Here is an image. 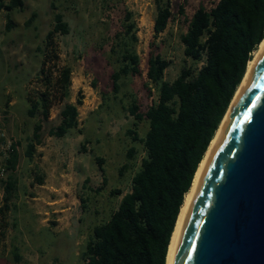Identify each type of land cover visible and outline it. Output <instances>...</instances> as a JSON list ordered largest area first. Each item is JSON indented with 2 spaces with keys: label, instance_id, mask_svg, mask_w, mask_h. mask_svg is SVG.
I'll list each match as a JSON object with an SVG mask.
<instances>
[{
  "label": "rangeland",
  "instance_id": "374dc122",
  "mask_svg": "<svg viewBox=\"0 0 264 264\" xmlns=\"http://www.w3.org/2000/svg\"><path fill=\"white\" fill-rule=\"evenodd\" d=\"M22 2L20 10L0 9V264H79V253L92 226L115 210L120 196L130 189L131 176L143 156L141 143L131 141L126 130L132 128L143 136L147 123L141 120L133 127V119L124 108L134 99L143 111L156 100L145 75L149 51L170 61L163 73L167 81L183 66L198 67L201 62L182 54L179 36L192 12L199 6L208 9L214 0H158L168 3L171 15L156 36L152 30L156 0ZM124 10L131 11L136 23L140 74L122 77L114 93L110 73L116 62L109 57L108 46ZM53 11L62 13L69 31L54 34L58 58L54 66L50 61L46 65L52 77L62 67L69 69L68 95L49 108L40 142L28 159L24 149L37 116H27V98L44 89L36 75L40 63L36 48L42 46L51 28ZM6 13L12 23L8 30L4 27ZM65 101L76 105L77 125L63 136L48 135L47 129L59 122L58 112ZM82 140H86L84 149L80 147ZM11 143L17 151L13 171L4 167ZM131 145L136 153L128 159L126 151ZM94 156L102 158L103 172ZM123 164L127 167L119 175ZM9 172L15 184L5 192ZM36 173L43 176L41 184L35 182ZM102 175L106 177L104 185ZM97 187H101L99 191ZM114 188L121 194H110Z\"/></svg>",
  "mask_w": 264,
  "mask_h": 264
},
{
  "label": "trees",
  "instance_id": "16d2710c",
  "mask_svg": "<svg viewBox=\"0 0 264 264\" xmlns=\"http://www.w3.org/2000/svg\"><path fill=\"white\" fill-rule=\"evenodd\" d=\"M22 6V0H0V9L5 11L20 10ZM155 6L153 36L164 30L171 15L167 2L156 0ZM11 25L6 13L4 27L8 30ZM68 31L62 13L53 11L51 28L45 33L42 46L36 48L40 52L36 75L44 89L33 97L28 94L27 98V116H37L24 149L28 159L34 145L40 142L42 122L47 120L49 108L68 95L69 69L62 67L52 77L46 65L50 61V66H54L58 58L54 34ZM263 38L264 0H214L208 9L199 6L192 12L179 36L182 54L195 63L201 62L198 67L183 66L175 78L167 81L163 73L170 61L152 49L149 51L145 75L156 92V100L143 111L134 99L124 108L133 119V127L141 120L147 123L143 136L132 128L126 130L131 141L141 143L143 156L131 176L130 189L120 196L115 210L105 221L92 226L79 253V264H166L171 234L185 194L244 77L248 61ZM136 41V23L131 11L124 10L120 27L111 35L108 46V55L116 62L110 73L114 93L122 77L140 74ZM77 114L76 105L65 101L58 112L59 122L49 127L47 134L63 136L76 127ZM135 153V147L129 146L126 158H133ZM94 160L103 172L102 158L94 156ZM4 162L5 169H15L14 143L9 145ZM126 167L121 165L119 175ZM34 179L41 184L43 176L36 173ZM86 182L85 178L83 184ZM105 183L106 177L102 175L101 185ZM14 184L9 172L5 192L13 189ZM109 193L120 195L121 191L114 188ZM12 254L18 260L16 252Z\"/></svg>",
  "mask_w": 264,
  "mask_h": 264
},
{
  "label": "water",
  "instance_id": "95a60500",
  "mask_svg": "<svg viewBox=\"0 0 264 264\" xmlns=\"http://www.w3.org/2000/svg\"><path fill=\"white\" fill-rule=\"evenodd\" d=\"M166 264H264V48L201 170Z\"/></svg>",
  "mask_w": 264,
  "mask_h": 264
},
{
  "label": "bare ground",
  "instance_id": "6f19581e",
  "mask_svg": "<svg viewBox=\"0 0 264 264\" xmlns=\"http://www.w3.org/2000/svg\"><path fill=\"white\" fill-rule=\"evenodd\" d=\"M263 48H264V38L260 42L258 48L254 51L253 57L248 61L247 69H246V72L244 74V77H243L239 87L237 88V90H236V92H235V94H234V96H233V98H232V100H231V102H230V104L228 106V109H227V111H226V113H225V115H224V117H223V119H222V121H221V123H220V125H219V127H218V129H217V131H216V133L214 135V137H213V139L211 140V142H210V144H209V146H208V148H207L202 160L199 163V166H198V168H197V170L195 172V175H194L192 184L190 186V189L185 194L184 202H183V204L181 206V210H180V213H179V216H178V220L176 222L174 231L171 234L172 236H171V240H170V243H169V246H168V252H169V249H170L174 234H175V232L177 230V227H178V225H179V223L181 221V218H182L186 208L188 207V204L190 202L191 196L193 194V191H194V188L196 186V183H197V180L199 178V175L201 173V170H202V168H203V166H204V164H205V162H206V160H207V158H208V156H209V154H210V152H211V150H212V148H213V146H214V144H215V142H216V140H217V138H218V136H219V134H220V132H221V130H222L227 118H228V116H229V114H230L231 107L234 104L235 99L237 98V96H238L239 92L241 91L242 87L244 86V83H245L249 73L251 72L252 68L254 67V64H255L259 54L263 50ZM168 252L166 254L167 257H168ZM167 257H166V262L165 263H167Z\"/></svg>",
  "mask_w": 264,
  "mask_h": 264
}]
</instances>
